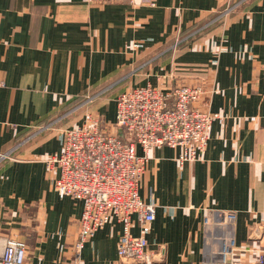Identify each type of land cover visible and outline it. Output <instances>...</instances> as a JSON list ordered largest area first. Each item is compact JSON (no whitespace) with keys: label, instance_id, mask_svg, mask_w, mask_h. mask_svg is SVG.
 <instances>
[{"label":"crops","instance_id":"obj_1","mask_svg":"<svg viewBox=\"0 0 264 264\" xmlns=\"http://www.w3.org/2000/svg\"><path fill=\"white\" fill-rule=\"evenodd\" d=\"M146 85L200 86L197 106L217 116L199 160L150 153L139 195L163 254L148 264L264 250V0H0V236L26 243L25 264H122L115 221L76 252L82 204L56 194L44 160L87 113L113 123L118 96Z\"/></svg>","mask_w":264,"mask_h":264},{"label":"built area","instance_id":"obj_2","mask_svg":"<svg viewBox=\"0 0 264 264\" xmlns=\"http://www.w3.org/2000/svg\"><path fill=\"white\" fill-rule=\"evenodd\" d=\"M233 9L227 5L212 23L223 24ZM183 41L176 39L172 49ZM204 94L200 86L178 85L168 90L150 85L133 88L118 96L112 126L87 113L81 125L63 132L61 152L46 158L44 163L55 175L56 194L82 204L77 253L98 231L115 221L121 225L116 248L120 263L148 264L160 259L162 250L151 253L148 249L146 237L156 207L141 199V177L153 150L177 148L179 163L200 159L217 118L197 106ZM92 100L93 97L87 99ZM119 130L122 137L117 134ZM137 147L141 155L137 154ZM10 158V153L0 154V163ZM135 226L137 235L132 233ZM219 252L218 261H212L214 257L209 253L204 264H264L261 249L231 247ZM26 256L24 241L0 236V264H25Z\"/></svg>","mask_w":264,"mask_h":264},{"label":"rangeland","instance_id":"obj_3","mask_svg":"<svg viewBox=\"0 0 264 264\" xmlns=\"http://www.w3.org/2000/svg\"><path fill=\"white\" fill-rule=\"evenodd\" d=\"M214 20V19H213ZM212 20V21H213ZM213 24H215V23H213ZM208 26L210 27V26H212V23H210L209 25H206L204 28H208ZM202 30H207V29H202ZM202 30H198V31H193V32H191V34H189L188 36H186V37H184V40H188V42L189 41H193L194 40V38L196 37V35H199V33H202V32H204V31H202ZM180 39H182V38H180ZM185 43V41L182 43V44H184ZM107 93H109L108 91H107ZM110 94V93H109ZM94 98V97H93ZM108 109H110V107H108ZM106 121V120H105ZM104 121V122H105ZM114 124V122L112 123H110V122H108V121H106L105 122V125H107V126H112ZM243 248V247H242Z\"/></svg>","mask_w":264,"mask_h":264},{"label":"water","instance_id":"obj_4","mask_svg":"<svg viewBox=\"0 0 264 264\" xmlns=\"http://www.w3.org/2000/svg\"><path fill=\"white\" fill-rule=\"evenodd\" d=\"M117 134H118L119 137H122V136H123L121 130H119V131L117 132Z\"/></svg>","mask_w":264,"mask_h":264}]
</instances>
